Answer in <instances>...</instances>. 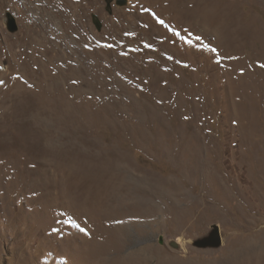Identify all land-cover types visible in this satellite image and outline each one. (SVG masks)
<instances>
[{
  "label": "rangeland",
  "instance_id": "374dc122",
  "mask_svg": "<svg viewBox=\"0 0 264 264\" xmlns=\"http://www.w3.org/2000/svg\"><path fill=\"white\" fill-rule=\"evenodd\" d=\"M110 6L0 0V264H264V0Z\"/></svg>",
  "mask_w": 264,
  "mask_h": 264
},
{
  "label": "water",
  "instance_id": "95a60500",
  "mask_svg": "<svg viewBox=\"0 0 264 264\" xmlns=\"http://www.w3.org/2000/svg\"><path fill=\"white\" fill-rule=\"evenodd\" d=\"M107 5H108V10L111 9V2L113 0H106ZM116 2L119 5H123L127 2V0H116ZM6 18H7V28L11 32H15L18 29V25L16 23V19L13 16L11 12L6 13ZM92 20L93 23L96 25L97 29L102 28V22L97 14L92 15ZM223 239H222V234L221 230L218 224H213L211 230L209 231L208 234L195 238L193 239V245L198 247V248H219L222 245ZM172 245L175 247H178L179 244L177 242H172Z\"/></svg>",
  "mask_w": 264,
  "mask_h": 264
}]
</instances>
